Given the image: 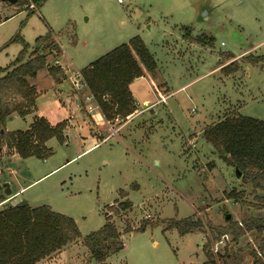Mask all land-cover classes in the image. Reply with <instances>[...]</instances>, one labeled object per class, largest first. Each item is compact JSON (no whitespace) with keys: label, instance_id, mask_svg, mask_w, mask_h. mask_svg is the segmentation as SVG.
Listing matches in <instances>:
<instances>
[{"label":"rangeland","instance_id":"374dc122","mask_svg":"<svg viewBox=\"0 0 264 264\" xmlns=\"http://www.w3.org/2000/svg\"><path fill=\"white\" fill-rule=\"evenodd\" d=\"M30 3L0 0V69L23 48L11 42L17 34L33 45L51 30L49 14L61 26L57 34L71 30L63 43L76 68L139 35L157 70L131 85L136 110L112 121L118 134L106 141L108 126L95 127L84 106L71 100L69 107L76 103L94 125L98 146L84 152L88 143L73 131L67 143L48 142L46 159L12 158L4 172L10 189H22L19 198L32 207L48 205L74 218L83 236L104 226L106 211L121 232L161 222L124 234L125 247L102 264H205L207 243L208 264H252L255 233L235 243L231 234L217 239L213 227L264 218V193L237 177L204 131L226 116L264 121V0H50L40 9ZM60 49L59 56L49 55L51 64L63 55ZM17 115L9 132L26 126ZM127 199L132 208L117 214ZM188 217L203 227L186 235L165 230L168 219ZM67 247L55 264H99L82 240Z\"/></svg>","mask_w":264,"mask_h":264},{"label":"trees","instance_id":"16d2710c","mask_svg":"<svg viewBox=\"0 0 264 264\" xmlns=\"http://www.w3.org/2000/svg\"><path fill=\"white\" fill-rule=\"evenodd\" d=\"M30 1L35 6L29 7L31 9H40L47 2ZM51 30L38 37L33 45L17 34L11 42L18 41L23 48L7 67L0 69V204L9 197L4 172L14 158L13 154L21 159H46L52 154L47 145L51 139L55 138L61 144L67 142L68 121L52 125L45 117L36 116L27 130L9 132L6 128L13 114L25 117L36 111L38 91L34 80L39 72L47 70L57 81L65 78L59 61L51 64L48 58L53 52L59 56L61 50L56 40L60 33ZM71 42L75 43L76 40ZM145 70L155 73L157 63L143 39L136 35L90 63L82 72L103 115L107 120H114L127 119L136 110L130 85L144 76ZM204 137L227 164L239 169L244 184L249 185L253 192L264 193V121L226 116L208 127ZM119 206L117 214L121 210H130L133 204L127 199ZM106 220L98 232L83 236L74 218L56 212L48 205L32 207L26 202L16 203L12 200L0 207V264H38L79 240L90 250L96 262L102 264L111 254L124 247V234L161 224L143 222L138 229L128 225L121 232L108 211ZM168 222L165 230L175 228L181 235L199 231L203 227L202 220L194 217L168 219ZM213 228L217 239L231 234L235 243H239L245 235L255 233L252 264H264V218L250 216L241 221L229 220L227 225ZM204 251L207 263L212 262L213 253L210 252L209 243Z\"/></svg>","mask_w":264,"mask_h":264},{"label":"crops","instance_id":"0c3cea01","mask_svg":"<svg viewBox=\"0 0 264 264\" xmlns=\"http://www.w3.org/2000/svg\"><path fill=\"white\" fill-rule=\"evenodd\" d=\"M49 1L50 0H47V2L44 5H46ZM44 5L42 6V8H44ZM52 19H53V17L49 16V14H48V17L46 18L48 26L54 31H56V29L59 30L61 28V26H59V27H56V25L54 26V24H53L54 22ZM68 21H70V20H68ZM70 32H71V30H69V28L67 26V28L65 30H62V33H60V35L56 37V40L59 43V45L61 46L62 51H63V55L61 56V58L59 60H57V61H59L60 64H70L71 63L74 65L73 60L65 52L64 43H63L66 39L67 40L69 39L67 34H69ZM73 39H75V35L73 36ZM138 79L139 78H137L136 80H138ZM65 80L66 79L64 78L60 81H57L53 76L49 75L47 70H43V71L39 72L37 78L34 80V84L36 85L37 91H38L37 109L35 112L27 115L26 117L20 116L22 118V120L24 121L26 126H25V128H22L19 130L29 129L36 116L45 117L52 125H56L62 121H68L69 127L67 128V131H66V134L68 137L67 142L70 139V134H72V132L74 131L75 133L78 134V136H80V140L82 142L88 143V147L84 150V152H87V151L92 150L93 148L98 146L97 144H99L98 140H97V136L94 135V130H93L94 125H95V127L102 128V127L108 126V124L106 123V121L103 119V117L101 115L97 114V115L93 116L91 119L92 122L94 123V125L92 126L87 121L85 115H84V119H83V115L80 112V109L78 108V106H76V103H73L72 107L65 106V103L63 102V100L65 97H67L71 94L70 85L65 90V82L67 81V80L66 81ZM136 80H134L133 83ZM131 85H130V89H131ZM131 92H132V90H131ZM161 101H162V98L156 100L152 104L148 103L147 107L149 108L151 106H154L155 104L160 103ZM135 102H136V99H135ZM15 115H17V114H14L13 116H15ZM13 116H11V117H13ZM17 116H19V115H17ZM10 118H9V120H10ZM8 121H7L6 128L8 131H12L8 127ZM84 152H82V153H84ZM13 157H14L13 159L15 162H19L22 160L17 154H13ZM69 161H71V160H68L67 162H69ZM65 164H67V163H65ZM8 173L11 174V176L13 175L11 170H8ZM9 187H10V184H9ZM20 191H22V189H20L19 191L16 190L15 192L11 189V194H9L8 195L9 197L3 203L0 204V207H2L4 204L10 203L12 200L15 201V199H18L19 202H26V201H22L19 198L18 194L20 193ZM0 194H1V192H0ZM26 203L29 204L28 202H26ZM29 205L32 206L31 204H29ZM122 237H126V235H123ZM124 247H125V241H124ZM67 248H69V247H65L61 251L53 254L51 257L40 261L38 264H55L60 259V257H62L66 253ZM205 264H208L207 260H206Z\"/></svg>","mask_w":264,"mask_h":264},{"label":"built area","instance_id":"2783aa9c","mask_svg":"<svg viewBox=\"0 0 264 264\" xmlns=\"http://www.w3.org/2000/svg\"><path fill=\"white\" fill-rule=\"evenodd\" d=\"M29 7L35 8L34 4H30ZM62 71L64 72L65 79L68 80L70 85V92L71 94L64 98L63 102L65 106L70 105V101L73 100L77 102L78 106L82 109L83 106L85 108V112L93 117L95 115H101L103 119L108 124V129L110 131L109 135L102 139V141H106L109 138L118 134V129H114V125H112V121L122 120L120 118H116L114 120H107L102 113L101 107L95 97V95L90 91L89 86L85 80L83 72L81 69L76 68L73 64H60ZM74 95V96H73ZM84 102L82 100V97ZM106 99V98H105ZM72 101V102H73ZM85 103V104H84ZM131 120V119H129ZM98 145V144H97ZM217 246V250L219 249Z\"/></svg>","mask_w":264,"mask_h":264},{"label":"water","instance_id":"95a60500","mask_svg":"<svg viewBox=\"0 0 264 264\" xmlns=\"http://www.w3.org/2000/svg\"><path fill=\"white\" fill-rule=\"evenodd\" d=\"M10 2H16V0H9ZM236 174H237V177H241L242 176V173L239 171V169H237L236 168ZM5 186H6V193L9 195V194H11V189H10V187H9V184L8 183H6L5 184ZM15 202L16 203H19V200L18 199H15ZM231 218V214H227L226 215V219L227 220H229Z\"/></svg>","mask_w":264,"mask_h":264}]
</instances>
